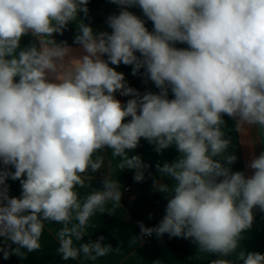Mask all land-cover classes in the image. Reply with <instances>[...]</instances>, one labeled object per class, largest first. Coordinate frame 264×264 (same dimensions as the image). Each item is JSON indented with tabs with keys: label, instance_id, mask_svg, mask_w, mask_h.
Instances as JSON below:
<instances>
[{
	"label": "clouds",
	"instance_id": "1",
	"mask_svg": "<svg viewBox=\"0 0 264 264\" xmlns=\"http://www.w3.org/2000/svg\"><path fill=\"white\" fill-rule=\"evenodd\" d=\"M111 2L122 9L107 18L112 31L94 33L78 20L89 0H0V238L17 246L0 245V253L38 250L45 222H55L64 261L106 256L113 247L102 235L76 243L97 212L120 206L121 186L105 178L83 199L76 187L90 188L87 174L100 171L106 149L142 182L149 165L129 152L143 138L157 153L174 147L178 156L156 165L173 183L155 184L169 196L166 214L154 227L141 222V234L190 238L220 257L211 264H264V254L241 244L253 209L264 212V152L253 153L251 176L233 172L237 157L226 154L232 141L222 131L224 115L238 118L237 131L264 130V0ZM69 22L78 23L82 56L53 38ZM28 35L35 40L22 47ZM121 63L134 76L144 69L160 91L141 96L110 66ZM118 91L135 98L123 104ZM9 177L21 182L19 198L8 195Z\"/></svg>",
	"mask_w": 264,
	"mask_h": 264
},
{
	"label": "crops",
	"instance_id": "2",
	"mask_svg": "<svg viewBox=\"0 0 264 264\" xmlns=\"http://www.w3.org/2000/svg\"><path fill=\"white\" fill-rule=\"evenodd\" d=\"M118 10L112 11L111 15H118L122 10L120 6H117ZM135 15L139 16L145 21V26L149 31L154 28L153 22L150 21L143 13L139 6L134 8H127ZM83 12L78 14V20L82 19ZM108 15L97 12L93 15L90 21L83 22L89 25L94 33L111 32V28L107 24ZM73 28V35L66 41H59L57 34L53 35V38L60 42H67V45L71 48L72 56H82L84 51L81 45L74 43V38L79 32L77 22H70ZM35 38L31 35L25 36L21 41V46L25 47L30 45ZM177 48H187V44L177 43L174 45ZM137 55H139L137 53ZM67 59V57H66ZM106 59V57H105ZM115 67L118 72H121L125 76V80L129 87H132L138 91L142 96L147 92L158 93L160 90L155 87L151 80L146 79L143 75L144 69L140 70L137 75H132V66L120 64ZM119 92L115 93L116 99L121 103L126 104L129 99L135 98L133 96H119ZM169 98L172 97V93L169 91ZM131 118H126L125 122ZM225 121L222 131L226 137L231 138V145L226 150V154L233 153L237 159L235 163L231 165L233 172L242 171L246 176H251L252 171L249 168L250 161L253 157V153L259 156L264 152V130H259L257 126L243 125L246 129L245 132L237 131L236 125L238 118H232L227 115L223 116ZM129 155H139L143 162L149 165L144 172V180L156 189L161 198V205L157 208V212L153 211L148 204L145 196L139 187L132 186L129 193H125V184L121 182V178L124 175H131L134 177V170L124 169L120 170L119 157H113L111 150H105L104 162L99 172L89 173L88 178H98L114 180L121 186L122 197L127 198V204L120 201V206L116 207V211L112 214L104 213L103 215L97 212L89 221V227L86 229L87 235L83 241L79 243L89 242V240H96L99 236L104 237L103 243L112 245V250L104 257L98 258L96 261L86 260L81 254L76 260L64 261L61 255L58 253L59 241L56 237V232L61 225L55 222H45L44 230L40 238L41 247L31 253L26 250H21L24 254L21 255V264H181L178 256L169 245H157L153 239H146L145 235L141 234L139 219L144 220L147 223H154L158 219L162 220L166 214V206L169 200L167 193H163L157 190L156 183H168L171 185L173 181L170 178L162 177L159 173L156 165L159 163L161 166L165 162L171 163L174 161L178 152L174 147L163 150L161 153H157L154 149V145L150 144L147 140L141 138L138 147L129 152ZM95 158V157H94ZM4 166L0 164V168ZM8 170L15 171L14 167L7 166ZM9 197L19 198L22 193V186L20 180H12L10 177L6 180ZM92 189L88 187L77 186L76 191L79 193L81 199L90 194ZM111 207V205H109ZM254 221L252 227L248 229L243 235L244 239L241 244L245 252H258L264 254V212L259 208L253 209ZM177 243L182 244L188 239L183 237H174ZM213 254H208L198 251L196 254V264H211L213 260ZM235 259V257H231ZM1 264V261H0Z\"/></svg>",
	"mask_w": 264,
	"mask_h": 264
},
{
	"label": "trees",
	"instance_id": "3",
	"mask_svg": "<svg viewBox=\"0 0 264 264\" xmlns=\"http://www.w3.org/2000/svg\"><path fill=\"white\" fill-rule=\"evenodd\" d=\"M106 0H89L87 5L89 12L88 15L85 16L82 14V19L85 21H90L93 15L97 12L99 7L103 5ZM219 159V157H217ZM121 182L125 185L136 186L139 187L145 196L148 204L152 208L153 211L157 212V208L161 205V198L159 193L156 191L154 187L146 182H136L134 177L131 175H124L121 178ZM121 201L127 204V198L122 197ZM161 220L158 219L154 223H147L142 219L138 220V223L142 222L145 227H154L159 224ZM154 242L157 245H169L176 255L178 256L181 264H196V254L199 251V246L192 239H188L182 244L176 242L174 237H170L168 234H164L162 237H158L155 233H153ZM0 245L8 247L11 245V248L17 247L14 244H11L10 241H5L4 238H0ZM213 260L220 258L216 254H213ZM225 259H231V257H224ZM0 261L1 264H21V255L11 254L8 259L3 258V253H0Z\"/></svg>",
	"mask_w": 264,
	"mask_h": 264
},
{
	"label": "water",
	"instance_id": "4",
	"mask_svg": "<svg viewBox=\"0 0 264 264\" xmlns=\"http://www.w3.org/2000/svg\"><path fill=\"white\" fill-rule=\"evenodd\" d=\"M135 6H131L128 8H134ZM73 35V28L70 22L68 23L66 29L63 32V35L57 34V38L59 41H66ZM105 179H98V178H89L86 179V184H90V189L92 190H102L103 183Z\"/></svg>",
	"mask_w": 264,
	"mask_h": 264
},
{
	"label": "rangeland",
	"instance_id": "5",
	"mask_svg": "<svg viewBox=\"0 0 264 264\" xmlns=\"http://www.w3.org/2000/svg\"><path fill=\"white\" fill-rule=\"evenodd\" d=\"M117 6H119V5L116 4V3H112L111 0H106V2L103 5H101L99 7V9L97 10V15L100 14V13L105 14V12L108 15H111L110 13L112 11L114 12V10H118V9H116V8H119Z\"/></svg>",
	"mask_w": 264,
	"mask_h": 264
},
{
	"label": "built area",
	"instance_id": "6",
	"mask_svg": "<svg viewBox=\"0 0 264 264\" xmlns=\"http://www.w3.org/2000/svg\"><path fill=\"white\" fill-rule=\"evenodd\" d=\"M119 96H120V97H123L124 95H122L121 92H119ZM131 189H132V186H130V185H126L125 188H124L125 193H129V192L131 191ZM145 238H146V239H152V238H153V234H152L151 236H147V235H145Z\"/></svg>",
	"mask_w": 264,
	"mask_h": 264
}]
</instances>
